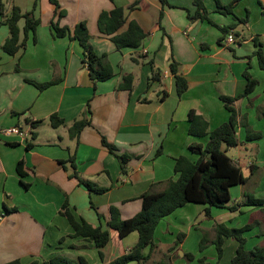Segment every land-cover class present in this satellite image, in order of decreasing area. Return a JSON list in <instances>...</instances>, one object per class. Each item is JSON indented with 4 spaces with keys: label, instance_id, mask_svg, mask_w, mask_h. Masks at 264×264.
<instances>
[{
    "label": "crops",
    "instance_id": "crops-1",
    "mask_svg": "<svg viewBox=\"0 0 264 264\" xmlns=\"http://www.w3.org/2000/svg\"><path fill=\"white\" fill-rule=\"evenodd\" d=\"M57 1L65 11L58 25L72 30L83 22L90 37L89 46L96 55H106L114 75L107 81L92 83L82 64L78 42L53 37L50 22L54 7L48 0H2L4 16L12 6L25 14L36 3L34 17L39 25L11 57L1 49L8 29L0 23V129L17 127L25 133L24 137L0 136V264H29L33 260L44 263L57 256L71 261L81 257L88 264H109L130 253L138 236L130 233L119 238L108 229L110 207L118 210L122 220L130 219L141 208L142 194L152 188L157 191L161 188L158 184L176 179V158L197 159L188 146H204L207 138L188 135L189 111L207 123V133L226 122L228 113L220 97L235 98L243 93L242 73L246 67L258 85L247 98L237 99L232 106L239 116H246L248 126L259 132L261 139L245 141L244 128L238 126L239 145L235 149L246 151L255 145L256 158L247 160V167L250 174L260 166L264 168V118L258 117L256 110H264V71L252 56L256 50L253 40L264 52V16L256 0H241L233 15L215 12L214 0H202L208 18L217 26L238 24L237 19L248 17L241 24L246 37L241 35L240 39L235 30L230 31L234 37L231 45L224 44L225 37L217 43L221 33L216 27L188 19L195 11L192 0H167L164 7L159 0H139L133 11L127 8L135 0ZM230 1L219 0L221 5ZM260 2L264 7V0ZM114 7H122L126 22L134 20L147 34L138 48L116 50L109 37L99 33L98 15ZM23 26L24 19H20L19 42L24 39ZM169 45L179 64V74L187 84L180 96L168 69ZM156 74L157 80H152ZM125 76L132 78L130 91L119 88ZM46 83L51 85L39 89ZM52 116L63 124L52 127L48 121ZM82 120L87 124L76 136H70L71 126ZM102 138L114 147L117 155L127 156L125 167L102 145ZM221 150L227 155L224 145ZM70 159L81 180L104 192L89 193L76 178L69 177L73 171ZM230 159L240 166L239 158ZM19 162L24 174L21 180L16 171ZM246 183L229 189L230 200L235 191L230 207L242 204ZM249 191L253 198L264 200V177ZM63 204L76 219L108 230V243L98 250L93 243L73 237L68 222L60 215ZM186 208L199 213L205 206L186 204L162 219L154 231V247L145 264H178L174 261L176 255L180 253L183 259L188 254L182 250L184 242L172 248L175 237L182 233L170 219ZM260 209L264 206L241 205L236 211L252 218ZM97 214L101 216L99 220ZM184 224L187 233L197 231L187 215ZM257 239L260 240L258 235ZM148 250L145 248L142 255ZM131 263L136 262L128 264Z\"/></svg>",
    "mask_w": 264,
    "mask_h": 264
},
{
    "label": "trees",
    "instance_id": "trees-1",
    "mask_svg": "<svg viewBox=\"0 0 264 264\" xmlns=\"http://www.w3.org/2000/svg\"><path fill=\"white\" fill-rule=\"evenodd\" d=\"M54 7L53 18L50 22V29L54 38L68 37L72 40H76L82 49V64L88 72V76L92 83L95 85L98 82H103L111 79L114 75L111 66L106 60V55H96L89 46V34L86 26L83 22L76 24L72 30L68 27H60L58 20L65 16V11L60 9L57 0H48ZM167 0H159L162 7L167 5ZM241 0H231L227 5H221L219 0L215 2V12L221 15H233L234 8ZM261 9V15L264 16V7H262L260 0H256ZM139 0H135L130 6L128 11H133L137 8ZM192 4L195 7L193 15H188L190 21H206L210 25L216 27L221 37L217 43L220 44L223 41V37L233 31L237 24L229 26H217L209 18L208 12L205 10L202 0H192ZM36 9V3L33 4L32 9L21 14L20 10L12 6L7 16L3 15V3L0 0V23L5 25L8 29V37L3 42L1 49L3 53L8 56H14L20 47L24 46L25 39L28 34L34 35L36 28L39 25L38 20L34 17V11ZM162 17V12L159 14V19ZM247 16L243 19H237L238 24H245ZM24 19L23 26V41L19 42V28L18 21ZM97 29L100 34L109 37L110 42L115 46L116 50L125 48L136 49L141 45V42L147 36L140 26L134 21L130 20L126 22V16L124 15V9L122 7H114L110 11H102L97 17ZM125 27L123 30L122 28ZM256 50L252 53V56L256 58L257 64L260 70L264 71V52L261 50V46L253 40ZM150 66L153 67L152 62ZM168 69L174 77L176 93L178 96L182 95L186 89V80L179 74V64L175 62L172 56L171 46L169 45L168 56ZM248 67L243 71L242 76L245 80V87L243 93L235 98L220 97L225 110L228 113L226 122L219 125L217 128L210 132H206L207 123L198 115H195L193 111L188 113V135L196 138H207L204 146L200 144H191L188 146V151L192 155H196L195 161L189 160L187 157L179 156L174 160L173 171L177 176L175 180H168L158 184L161 188L159 190L150 191L141 195V208L138 213L127 220L120 218L119 212L115 207H110L109 216L106 222L108 229L117 233L119 238H123L130 233H136L138 241L132 248L130 253L122 255L109 264H128L130 262H136L137 264H145L149 260L150 253L154 247L153 235L158 223L165 217L171 215L177 209L183 207L186 204H201L205 206L204 213L207 218H210V209H227L231 212H235L242 206H264V200L255 199L250 194L244 193V201L241 205L236 203L232 207L226 206L230 200L229 189L236 185H244L247 179L243 176L240 167H238L224 151L221 150V146L227 149L236 148L239 142L236 138V129L238 126L244 128L245 141L255 142L261 139L259 132H254L248 126L246 116L236 112L232 104L240 98H247L258 85L257 80L253 79L247 72ZM157 74L152 76V80H157ZM131 76H125L122 84L119 88L122 90H131ZM51 83L42 84L39 89L46 88ZM145 101V100H143ZM250 105V104H249ZM257 116L264 118V110L257 108ZM49 124L57 128L63 124V122L55 117L49 118ZM87 124V121H77L70 128V136H76L81 128ZM32 127H35V123H31ZM33 138V134H31ZM102 145L112 153L119 161L122 167H125L128 160L125 155H117L114 147L109 145L102 138ZM29 148V145L26 146ZM159 154V153H158ZM73 159L69 160L72 167V172L69 177L76 178L78 184L83 186L89 193H102L104 190L96 189L93 184L88 181L81 180L74 172ZM16 171L20 180L24 177L21 171V162L16 166ZM24 188L27 185L21 182ZM264 212V209L258 210ZM62 217L68 222L73 234V237H79L85 239L88 242L93 243L96 249L103 248L109 241L108 230L102 229L100 225L92 226L81 218L76 219L75 216L67 209V205L63 204ZM98 220L101 218L97 214ZM253 221V220H252ZM251 228V223L243 226L239 229H228L222 224L214 225V241L216 254L218 259L222 255L223 239L230 238L236 242V248L232 258L228 264H264V241H261L259 245L254 246L250 250L245 249L246 240L243 237V233ZM177 240L181 241L183 234L177 235ZM205 239H201L199 250L204 248ZM177 244H173L174 248ZM148 248L149 252L143 256L142 251ZM99 255L100 252H99ZM183 258L188 262L193 258L191 254H184ZM198 264H207L204 259H199ZM8 264H20L18 261H13ZM29 264H88L85 259L78 258L76 261L57 256L49 260L48 262L39 263L37 260L31 261Z\"/></svg>",
    "mask_w": 264,
    "mask_h": 264
},
{
    "label": "rangeland",
    "instance_id": "rangeland-1",
    "mask_svg": "<svg viewBox=\"0 0 264 264\" xmlns=\"http://www.w3.org/2000/svg\"><path fill=\"white\" fill-rule=\"evenodd\" d=\"M240 27V28H239ZM236 33L239 35H245L246 37V29L241 24H237L236 28L234 29ZM241 39V38H240ZM255 145H251L247 148L246 151L244 150H237L235 148H229L227 150V155L232 159H240V169L243 176L247 179V183L244 186V192L249 193V188H254L261 177H264V168L261 166L257 169L254 174H250V170L247 167V160L254 161L255 156ZM235 152H240L238 156H236ZM235 191L232 192L231 200L226 204V206H231L234 202V194ZM259 197L258 194H256ZM244 197H242V201ZM241 201V202H242ZM195 208V207H193ZM195 210V209H194ZM178 212V211H177ZM176 213V212H175ZM175 213L170 217L172 221H174L175 225L177 226L178 230L183 234V238L181 241H178L177 236L174 239L175 244H180V242H184L183 251H187L188 254H191L192 260L187 261L186 259H182L180 253L176 255L174 261L178 264H198L199 259H204V262L207 264H226L230 260V253L233 252L236 248V242L233 239L226 238L223 239L225 241V245L222 246V255L220 259H218L215 246L212 243L214 241V225L215 224H222L224 227L228 229H239L243 226L251 223V228L243 233V237L246 240L245 248L247 250L252 249L254 246L260 244L261 241H264V212L258 211L257 214L244 216V214H240V211L236 212H223L216 209H210V218L205 216L203 210H200L199 213L196 211L192 212L191 209H184L178 215ZM185 215L191 217L195 223V227L197 231H192V233H187L188 228H185L184 220ZM253 219V221H252ZM188 234V235H187ZM190 234V235H189ZM199 237H198V236ZM257 235L259 236L260 240L258 241ZM262 235V236H261ZM262 238H261V237ZM196 238V239H195ZM205 239L204 248L200 251V242L201 239ZM157 261V259H155ZM136 264V263H131Z\"/></svg>",
    "mask_w": 264,
    "mask_h": 264
},
{
    "label": "built area",
    "instance_id": "built-area-1",
    "mask_svg": "<svg viewBox=\"0 0 264 264\" xmlns=\"http://www.w3.org/2000/svg\"><path fill=\"white\" fill-rule=\"evenodd\" d=\"M234 43V37L231 34H228L225 37L224 44L225 45H231ZM0 136L2 137H10V136H25V133L20 131L17 127H11V128H2L0 129Z\"/></svg>",
    "mask_w": 264,
    "mask_h": 264
}]
</instances>
